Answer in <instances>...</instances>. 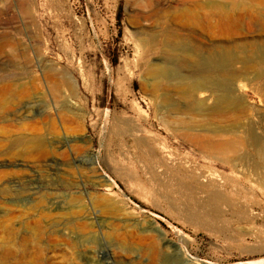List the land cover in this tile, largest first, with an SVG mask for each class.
I'll return each instance as SVG.
<instances>
[{
	"label": "rangeland",
	"instance_id": "obj_1",
	"mask_svg": "<svg viewBox=\"0 0 264 264\" xmlns=\"http://www.w3.org/2000/svg\"><path fill=\"white\" fill-rule=\"evenodd\" d=\"M225 51L231 104L151 75ZM262 53L264 0H0V264H264Z\"/></svg>",
	"mask_w": 264,
	"mask_h": 264
},
{
	"label": "bare ground",
	"instance_id": "obj_2",
	"mask_svg": "<svg viewBox=\"0 0 264 264\" xmlns=\"http://www.w3.org/2000/svg\"><path fill=\"white\" fill-rule=\"evenodd\" d=\"M241 1L248 2L250 0H241ZM223 6L224 5L221 4L219 6V9L220 8L222 9ZM221 9L219 11V13L221 14L220 21H226V19H228V16L227 15L225 16V14L221 11ZM182 11L184 16L193 13L192 11H189L188 8H184L182 9ZM233 11H235V9H233ZM260 52L261 51L258 52L259 55ZM262 54L264 55V53ZM229 58H232V56L229 52L226 51L223 54L221 53L220 55L219 54L211 55L209 56L208 60L205 62H200V61L196 62L193 73H189L188 76L181 75L180 73L176 72L175 70H172L168 66L156 67L151 69V75L155 78H169V79L179 80L177 85L179 89L189 86V89L184 91L182 94L184 95L185 99L189 102V108L192 111L200 112L203 111V104H205L206 102L204 100H200L203 97L202 93L205 94L207 101L212 98L218 101L220 104H231L237 98V95L243 91L242 89L243 86L245 87V85L244 82H243V86L241 85L242 82L241 80L243 79L245 74L240 73V71H237L235 69H231L230 67H233L236 63H240L241 65H243L244 69L245 68L247 69L249 67L250 60L240 58L239 59L240 62H239L238 60L236 61L229 60ZM231 143L232 142H229V144H215L212 146V148L214 152H221L223 154L228 152H233L235 151V146L230 145ZM210 198L212 201L213 200L217 201V199H220V197L214 193L210 195ZM216 212L217 211L210 210L208 216H211V213H216ZM253 215L254 214H252V216ZM194 261H199V260L195 259Z\"/></svg>",
	"mask_w": 264,
	"mask_h": 264
}]
</instances>
